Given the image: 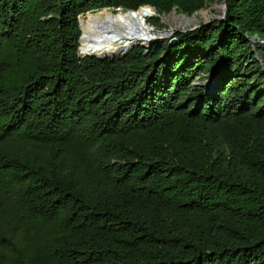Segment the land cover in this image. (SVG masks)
Here are the masks:
<instances>
[{
    "label": "trees",
    "instance_id": "16d2710c",
    "mask_svg": "<svg viewBox=\"0 0 264 264\" xmlns=\"http://www.w3.org/2000/svg\"><path fill=\"white\" fill-rule=\"evenodd\" d=\"M213 1L0 0V264H264V0L79 53L87 12Z\"/></svg>",
    "mask_w": 264,
    "mask_h": 264
},
{
    "label": "bare ground",
    "instance_id": "6f19581e",
    "mask_svg": "<svg viewBox=\"0 0 264 264\" xmlns=\"http://www.w3.org/2000/svg\"><path fill=\"white\" fill-rule=\"evenodd\" d=\"M217 10L222 12L220 8ZM155 13V9L149 6L139 11L113 12L103 9L93 12L81 18L82 34L79 49L84 54L119 57L118 54L125 53L139 43L153 44L156 40L167 38L178 28L200 23V18L209 19L215 16L212 9L201 10L191 17L177 18L176 26L171 29L157 31L148 23V17Z\"/></svg>",
    "mask_w": 264,
    "mask_h": 264
},
{
    "label": "rangeland",
    "instance_id": "374dc122",
    "mask_svg": "<svg viewBox=\"0 0 264 264\" xmlns=\"http://www.w3.org/2000/svg\"><path fill=\"white\" fill-rule=\"evenodd\" d=\"M222 5H223V0H215V1H213V2H208L207 4H206V6L204 7V8H202L201 10H206V9H212L213 10V13L215 14V16H213L212 18H209V19H205V18H200V23H198V24H195V25H201V24H203V23H210V22H212L213 20H216V19H219V18H221L223 15V11H224V9H223V7H222ZM218 8H220L221 9V11L222 12H219L217 9ZM110 10H112L113 12H115L114 11V9H110ZM200 10V11H201ZM118 11V10H117ZM116 11V12H117ZM199 11V10H198ZM198 11H196V12H198ZM90 12H93V11H90ZM94 12H96V11H94ZM89 13V12H88ZM88 13H86V14H88ZM86 14H82V15H80V19L82 18V17H85L86 16ZM156 14V13H155ZM155 14H152L151 16H149L148 17V19H151V18H153V16H155ZM195 14V13H194ZM193 14V15H194ZM192 15V16H193ZM170 17H171V19H170ZM181 17H184V15L182 14V13H178L176 10L172 13V12H170L169 14H163L162 16H161V21L164 23V26L163 27H159V26H157V25H155L154 27L157 29V31L158 30H168V29H171L172 27H175L176 26V23H177V21H176V19L177 18H181ZM190 17H191V15H190ZM166 19V20H165ZM205 20V21H204ZM149 23V22H148ZM174 23V24H173ZM150 24V23H149ZM193 26V25H192ZM192 26H189V27H187V28H178V29H176V30H174L173 31V33L172 34H170L167 38H165V39H159V40H156L153 44H155V43H157V42H159V41H164V40H168V39H171L173 36H174V34L177 32V31H181V30H187L188 28H190V27H192ZM171 36V37H170ZM139 46H144V47H147L148 45H146V44H138ZM138 45H135V46H138ZM151 45V44H150ZM135 46H132V47H130L128 50H126L125 51V53H120V54H118V58H122V57H124L126 54H128L129 52H130V50L133 48V47H135ZM80 53V55H81V51L79 52ZM261 59V58H260ZM222 67V66H221ZM205 83H206V85H210V86H212V87H215L216 85H217V82L215 83V80H213L212 81V79L210 80V79H207L206 81H205Z\"/></svg>",
    "mask_w": 264,
    "mask_h": 264
},
{
    "label": "water",
    "instance_id": "95a60500",
    "mask_svg": "<svg viewBox=\"0 0 264 264\" xmlns=\"http://www.w3.org/2000/svg\"><path fill=\"white\" fill-rule=\"evenodd\" d=\"M145 6H149V7H152V8H154L155 9V7H153V6H151V5H145ZM142 7V6H141ZM222 7H223V9H224V11H223V16L221 17V18H219V19H223L224 18V16H225V14H226V10H227V4H226V0H223V5H222ZM103 9H107V8H103ZM120 9H122V8H117V10H120ZM201 10V9H200ZM199 10V11H200ZM126 11H133V10H126ZM175 11V9H173L171 12L173 13ZM88 13V12H87ZM194 13H196V12H194ZM193 13V14H194ZM192 14V15H193ZM184 16H186V17H190V15H187V14H183ZM191 15V16H192ZM79 23H80V28H81V31H82V27H81V19H80V16H79ZM203 24H208V23H203ZM202 25V24H201ZM201 25H193L192 27H190V28H188L187 30H192V29H195V28H197V27H199V26H201ZM187 30H181V31H187ZM140 44V43H139ZM138 45V44H137ZM153 44H151V45H148L147 47H146V53L149 51V49L151 48V46H152ZM82 57H84V56H92V57H96L97 59H100V60H106V59H112V60H114V59H120V58H118V57H110V56H100V55H96V54H89V53H87V54H84V55H81ZM215 80V79H214ZM213 81V80H212Z\"/></svg>",
    "mask_w": 264,
    "mask_h": 264
}]
</instances>
